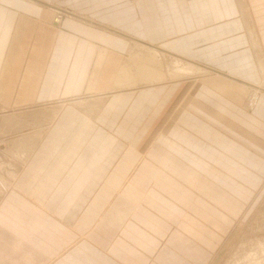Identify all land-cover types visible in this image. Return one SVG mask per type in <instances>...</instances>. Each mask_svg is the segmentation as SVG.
I'll use <instances>...</instances> for the list:
<instances>
[{
  "label": "crops",
  "instance_id": "1",
  "mask_svg": "<svg viewBox=\"0 0 264 264\" xmlns=\"http://www.w3.org/2000/svg\"><path fill=\"white\" fill-rule=\"evenodd\" d=\"M241 2L0 0V112L42 130L5 195L0 264L185 263L206 222H174V165L194 147L233 154L222 129H264V97L254 115L236 104L241 82L264 81V11L245 16ZM142 47L206 73L116 88Z\"/></svg>",
  "mask_w": 264,
  "mask_h": 264
},
{
  "label": "rangeland",
  "instance_id": "2",
  "mask_svg": "<svg viewBox=\"0 0 264 264\" xmlns=\"http://www.w3.org/2000/svg\"><path fill=\"white\" fill-rule=\"evenodd\" d=\"M242 2L245 16L251 12L264 11V0ZM237 6L241 12L239 2ZM64 13L58 11L54 23L59 24L67 15ZM248 21L253 27L252 20ZM146 50L143 48L138 52L146 54ZM131 58L129 61H132ZM165 59L163 63L171 62L173 58ZM259 77L260 80L256 83H240L245 86L247 93L242 94L241 99L236 102L241 110L252 115L257 111L260 99L264 97V81L261 82L260 74ZM147 84L149 83H140L137 86ZM28 117L14 112H0V216L5 211V195L8 194L14 177L21 173L25 160L32 153L42 133L38 129H25L33 125ZM28 122H32L31 125ZM239 127L243 131V134H239L243 135L239 139L229 138L226 130L222 129L223 136L229 139L223 140L224 143L233 141L238 144L237 147H232L233 154L229 153V147L225 145L218 150L213 144L205 148L194 147L195 152L190 156L181 154L190 168L175 164L174 172L171 173L176 178L166 182L168 193L165 196L169 210L174 212V222H191V233L202 232L206 222V240L194 239L192 233L190 256L178 254L179 257L186 258L184 264H264V136L261 135L264 134V129L257 132L241 124ZM245 134H250L253 139L246 138ZM162 192L163 189H160L158 195ZM134 201L132 206L136 209L138 204ZM179 215L181 217L178 219ZM3 220L7 218H0V222H4ZM197 222L201 224L198 225ZM175 250L183 251L177 241ZM175 255L178 257L176 252ZM164 264L172 262L166 259Z\"/></svg>",
  "mask_w": 264,
  "mask_h": 264
},
{
  "label": "bare ground",
  "instance_id": "3",
  "mask_svg": "<svg viewBox=\"0 0 264 264\" xmlns=\"http://www.w3.org/2000/svg\"><path fill=\"white\" fill-rule=\"evenodd\" d=\"M241 1L242 0H240V2ZM145 53L146 54L139 53L138 51L132 53L134 57L131 56L132 61H128L122 68L116 88L123 89L125 87L131 89L133 86H137L140 83H149L147 85H151L206 73L204 68L183 62L182 60L172 59L171 62L167 61V63H163V60H166L165 57L150 48H147ZM262 91H264V89H262Z\"/></svg>",
  "mask_w": 264,
  "mask_h": 264
}]
</instances>
